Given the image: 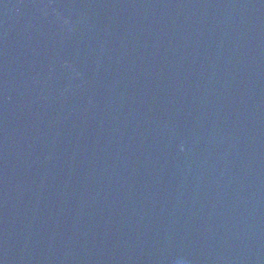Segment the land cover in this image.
<instances>
[{"label": "water", "instance_id": "1", "mask_svg": "<svg viewBox=\"0 0 264 264\" xmlns=\"http://www.w3.org/2000/svg\"><path fill=\"white\" fill-rule=\"evenodd\" d=\"M0 264H264V0H0Z\"/></svg>", "mask_w": 264, "mask_h": 264}]
</instances>
